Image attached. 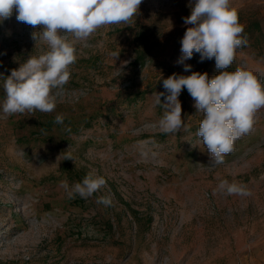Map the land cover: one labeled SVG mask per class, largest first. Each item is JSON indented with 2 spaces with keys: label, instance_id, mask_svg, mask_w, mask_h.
<instances>
[{
  "label": "rangeland",
  "instance_id": "rangeland-1",
  "mask_svg": "<svg viewBox=\"0 0 264 264\" xmlns=\"http://www.w3.org/2000/svg\"><path fill=\"white\" fill-rule=\"evenodd\" d=\"M231 5L247 45L227 70H251L264 84V0ZM190 12V0H143L130 23L77 43L55 111L6 117L0 107V264H264V108L214 166L186 88L178 99L187 130L165 134L157 126L163 79L191 74L177 63ZM38 30L15 11L0 23V105L4 76L47 50L32 39ZM184 63L210 78L219 71L198 53ZM142 147L157 158L141 159ZM89 172L106 185L69 199L61 181L71 186ZM222 180L252 194L227 195ZM101 196L112 204H97Z\"/></svg>",
  "mask_w": 264,
  "mask_h": 264
},
{
  "label": "clouds",
  "instance_id": "clouds-1",
  "mask_svg": "<svg viewBox=\"0 0 264 264\" xmlns=\"http://www.w3.org/2000/svg\"><path fill=\"white\" fill-rule=\"evenodd\" d=\"M143 0H0V23L16 13V19L34 29L32 39L47 45L39 55H29L4 76L2 112L4 116L51 113L57 106V95L71 78V66L77 61L78 42L86 41L98 29L128 24L139 12ZM191 12L183 17L186 31L180 41L181 57L177 63L190 75L173 73L163 79L165 91L155 93V104L163 115L157 122L160 132L175 134L187 130L182 119L178 97L183 89L195 101L193 107L202 113L196 135L211 157L210 166L223 164L235 150L236 142L252 132L256 115L264 108V84L248 69L237 67L228 71L236 59L237 50L247 45L244 27L231 0H190ZM72 37L69 39L68 37ZM198 53L200 62L215 59L218 74L192 71L186 60ZM3 76V75H0ZM53 90H57L54 92ZM164 97V102H161ZM65 116L58 114L56 124ZM158 153L142 147L141 159L155 160ZM67 160L73 158L69 154ZM65 159V160H66ZM74 162V161H73ZM106 185L102 176L89 172L81 182L69 185L61 181L69 199L79 195L88 199ZM219 189L227 195L250 196L246 185L222 180ZM97 204L110 206V196H101Z\"/></svg>",
  "mask_w": 264,
  "mask_h": 264
}]
</instances>
